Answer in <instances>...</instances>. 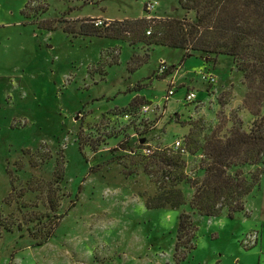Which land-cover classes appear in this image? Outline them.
<instances>
[{
    "label": "rangeland",
    "instance_id": "1",
    "mask_svg": "<svg viewBox=\"0 0 264 264\" xmlns=\"http://www.w3.org/2000/svg\"><path fill=\"white\" fill-rule=\"evenodd\" d=\"M146 1L157 2L151 18L194 19L178 0H0V264H264V172L233 218L226 208L199 215L185 181L178 209L146 206L156 177L125 144L141 140L155 154L184 143L191 127L224 139L256 118L228 55L182 60L185 50L79 31L96 18L142 17ZM160 60L174 64L168 75ZM187 90L197 99L186 102ZM180 154L185 175L201 176V155ZM181 212L195 226L184 258Z\"/></svg>",
    "mask_w": 264,
    "mask_h": 264
},
{
    "label": "trees",
    "instance_id": "2",
    "mask_svg": "<svg viewBox=\"0 0 264 264\" xmlns=\"http://www.w3.org/2000/svg\"><path fill=\"white\" fill-rule=\"evenodd\" d=\"M180 6L192 10L194 19L174 17L149 19L145 13L133 20H113L105 26H97L92 20L81 24L79 31L86 35L120 37L131 44L144 41L149 45L166 46L185 50L182 60L197 53L224 54L233 58L247 83L249 93L244 105L256 116L248 132L233 128L221 139L217 135L201 137L193 127L184 136L183 147L190 155H201V176L185 175V159L179 151L166 149L144 155L142 144H125L132 156L139 160L147 174L156 177L157 192L147 198V208L178 209L185 204L183 190L178 186L185 181L193 189L190 207L199 215L217 217L226 208L233 218L243 211L244 198L259 185L264 172V0H178ZM150 30V34L146 31ZM174 64L165 74L168 75ZM124 147V146H121ZM128 148V149H127ZM255 168L246 174L244 166ZM195 226L190 215L181 212L175 245L177 257L181 247L192 249ZM180 255V256H179Z\"/></svg>",
    "mask_w": 264,
    "mask_h": 264
},
{
    "label": "built area",
    "instance_id": "3",
    "mask_svg": "<svg viewBox=\"0 0 264 264\" xmlns=\"http://www.w3.org/2000/svg\"><path fill=\"white\" fill-rule=\"evenodd\" d=\"M156 5H157L156 1H146L143 5V7H144L143 9L146 13H149L155 9ZM147 17L149 19H151L150 16L147 15ZM92 22L97 26L107 25L106 20H102L100 18H96V19L92 20ZM146 33L150 34V30H147ZM166 69H167L166 62L164 60H160L159 66H158V72L164 73ZM200 78H202L208 85L213 84L216 81L215 75L211 71H208V70H201L200 71ZM175 90H176V88L174 86L169 88L167 90L166 96L164 97L165 100H167L168 97L173 96L175 94ZM184 98H185L186 102L190 103V102L197 99V93L195 90H187ZM149 109H150V105L145 104V105L141 106V113H147L149 111ZM138 142L140 144H142V148H141L142 154L150 155L154 152L148 143L143 144V142L141 140H139ZM172 149L175 151H179L180 153L185 151V149L183 147V143H181L179 140L175 141V143L172 145ZM129 153H132V152H129Z\"/></svg>",
    "mask_w": 264,
    "mask_h": 264
},
{
    "label": "crops",
    "instance_id": "4",
    "mask_svg": "<svg viewBox=\"0 0 264 264\" xmlns=\"http://www.w3.org/2000/svg\"><path fill=\"white\" fill-rule=\"evenodd\" d=\"M102 17V16H101ZM104 19H107V18H105V17H103Z\"/></svg>",
    "mask_w": 264,
    "mask_h": 264
}]
</instances>
